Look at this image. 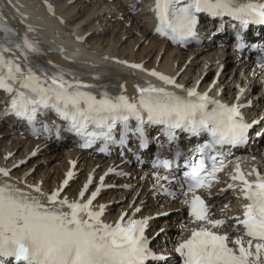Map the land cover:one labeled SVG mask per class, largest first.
Masks as SVG:
<instances>
[{
	"label": "snow or ice",
	"instance_id": "snow-or-ice-1",
	"mask_svg": "<svg viewBox=\"0 0 264 264\" xmlns=\"http://www.w3.org/2000/svg\"><path fill=\"white\" fill-rule=\"evenodd\" d=\"M153 11L157 19L156 33L173 42L197 37L200 13L214 18L231 17L244 29L252 23L264 24V3L258 0H187L185 3L155 0ZM0 32L3 33L0 38V89L11 95L10 111L19 117L31 121L38 112L53 109L69 122L71 130L87 137L88 143L100 138L116 142L114 130L118 124L123 125L119 143L123 144L128 133L134 132L141 146L145 145V123L163 125L171 140H175L177 129L192 135L208 132L211 140L197 149L200 159L188 165L190 171L180 187L186 188L183 195H190L184 202L189 205L190 215L196 222H205L214 228L226 224L223 219L209 218L205 199L196 193L198 189L211 188L217 173L223 169V161L208 156L207 152L216 145L246 142L252 125L241 112L245 105H227L196 88L179 94L151 83L138 85L136 101L123 94L97 91L104 86L85 84L74 72L59 66L45 68L35 62L33 56L42 54L39 42L27 34L20 37L2 17ZM236 38L238 47H243V36L237 33ZM16 50L23 54V60L15 54ZM131 66L143 68L139 64ZM151 75L176 89H184L173 77L155 70H151ZM68 76L72 78H66ZM243 91L241 89V93ZM132 118L137 121L135 128L129 125ZM90 126L92 131H88ZM176 155L179 158L182 153L177 151ZM160 164L167 168L172 161ZM114 171L109 169L110 173ZM0 174L10 177L4 168H0ZM67 177L63 181L65 186L73 172L69 171ZM256 177L249 181L237 165L232 180L239 181V185H228L230 189L239 187L243 198L249 201L244 205L243 218H234L237 226H243L247 241L238 236L233 242L237 247H231L227 233L218 234L207 226L192 229L191 235L175 247L183 264H264V175L257 171ZM167 179L156 174L157 184ZM100 181L101 186L86 200L70 202L67 197L60 198V189L45 195L37 185H29L25 190L0 178V257H13L17 264H148L149 261L160 264L165 257L150 248V240L145 235L152 218L136 219L135 214L141 211L139 207L131 216L122 212L115 223L102 219L106 205L93 209V202L104 187L103 176ZM91 183L90 176L79 192L81 198L85 197Z\"/></svg>",
	"mask_w": 264,
	"mask_h": 264
},
{
	"label": "bare ground",
	"instance_id": "bare-ground-1",
	"mask_svg": "<svg viewBox=\"0 0 264 264\" xmlns=\"http://www.w3.org/2000/svg\"><path fill=\"white\" fill-rule=\"evenodd\" d=\"M148 2L149 0H5L8 13L13 9L18 11V27L21 30L26 29L24 25L26 24L34 32H41L54 38L60 48L65 51L71 50L68 53L70 62L104 69L115 78L118 75H124L123 94L128 95L130 99L138 98V83H142L146 79H149L148 82L153 81L154 76L151 75V70H155L165 76L173 77L177 83L183 84L184 89L182 90L189 86H197L199 90H210V94L218 98L236 100L238 104H248L244 109L246 115L250 119L260 118L256 129L262 131V127L264 128V87L257 70L252 68L247 60L237 56L230 46L215 48L213 44L209 43L205 48L188 51L173 48L160 41L151 33V13ZM78 6L83 8H79L77 11ZM134 9H138L135 16L131 14ZM121 17H124L123 23L118 22V18ZM113 18L117 20L115 24L112 22ZM129 22L132 23V26L128 28L127 23ZM254 30L258 31V29ZM124 37L125 43L122 42ZM141 40L143 43L147 42V45L145 44L140 50L135 51V45L142 42ZM57 60L63 62L61 61L63 58H57ZM124 61L137 63L143 68L130 67L124 64ZM219 63L221 70L216 77ZM50 66L53 68V65ZM215 79L217 81L213 84ZM112 80L116 82L117 79ZM241 89L244 90L243 93H241ZM18 126L16 124L9 128L5 122H0V134L4 135L0 140V168L7 169L10 174V177H2L0 174V178L8 179L10 183L25 190H28L29 185H37L43 193L49 194L57 189L61 190L70 163L75 160L78 161L76 170L79 171L77 178L80 181H73L66 188L67 191L61 190V199L64 197L77 198L90 174L99 178L109 169H115V165H119L117 167L123 170L133 171L134 169L133 166L123 161H93L84 153L76 150L70 141L47 144L43 140L17 135ZM262 144H264V131L251 152L252 155H264V145L261 149L259 147ZM19 150H21L20 153L16 155ZM33 152L50 155L49 158L57 160L53 166L55 175H50L51 169H46L39 173L37 179L30 175L26 176L27 171L29 172L39 160H33L34 162L30 166L24 168L22 174L18 171L19 168L11 171L14 164L21 163L22 167L29 162L25 160ZM11 153L13 154L10 157ZM85 169L87 171H83ZM142 173L145 175L146 171ZM41 180H43L42 185ZM115 180L117 178L110 175L106 183L113 184L116 182ZM134 181L130 180L129 182L137 185L135 188H131L128 183L122 185L121 183L124 182H116L114 184L116 187L103 192L100 198L95 201L94 206L99 207L101 204L104 205L116 199V203L107 206L104 215V217H112L125 209L131 211L138 204L143 205L140 215H157L150 222V234L154 238L155 245L170 256L172 255L170 243H172V238L179 233V221H177L179 217L167 216L166 210L178 209L181 204L175 201L169 203L165 197L155 194L156 188L150 187L153 182L147 175L143 176L141 182L136 179ZM50 186H52L51 190ZM123 186L127 189H123L125 188ZM228 199L236 201V196L234 193H225L219 198L221 202ZM219 206L221 208L222 205Z\"/></svg>",
	"mask_w": 264,
	"mask_h": 264
},
{
	"label": "rangeland",
	"instance_id": "rangeland-1",
	"mask_svg": "<svg viewBox=\"0 0 264 264\" xmlns=\"http://www.w3.org/2000/svg\"><path fill=\"white\" fill-rule=\"evenodd\" d=\"M93 3V2H92ZM90 5H92V4H90ZM79 8H83V7H81V6H78V8H77V11H79ZM138 10V9H137ZM137 10H135V11H132L131 12V14L132 15H136L137 14ZM112 20V19H111ZM125 20H124V17H121L120 19L118 18V22H124ZM112 22H113V24H115L116 22H117V20H115L114 18H113V20H112ZM129 24V25H128ZM127 26H128V28L129 27H131L132 26V23H127ZM103 28V27H102ZM102 28H101V30H102ZM107 28V27H106ZM102 33H103V31H102ZM104 34V33H103ZM106 34H104V36H105ZM105 38H107V36H105ZM126 38H127V36H126ZM125 41V37H124V39L122 40V42H124ZM142 42H139V43H137L136 45H135V51H138V50H140L145 44L147 45V42H144L143 43V40H141ZM121 42V43H122ZM125 43V42H124ZM141 43H143V44H141ZM139 44V45H138ZM138 47V48H137ZM17 135H19V133L17 134ZM2 139V137H1V135H0V140ZM22 150V149H21ZM21 150H19V152H17L16 153V155L17 154H19L20 153V151ZM14 153V152H13ZM45 156V157H44ZM48 156H50V155H43V154H40V153H38L36 156H34V157H32V158H30L28 161L29 162H27L26 164H24L22 167H21V164L20 165H15V166H13L14 168H13V170H16V168H19L18 169V171L20 172V174H22V171L24 170V168H26V167H28V166H30L34 161H36V160H39L31 169H30V171L28 172L27 171V174H26V176H33V177H35L36 179L39 177V173H41V171L42 170H50V175L52 174V175H55V167H53L54 165H55V161H57V160H55L54 158H49ZM11 157V156H10ZM41 158V159H40ZM34 160V161H33ZM39 164V165H38ZM58 164V163H57ZM52 167V168H51ZM22 168V169H21ZM40 169V170H39ZM82 173H84L83 171H82ZM49 175V176H50ZM78 181H80V180H78ZM43 182V180H41V183ZM49 189L51 190L52 189V186H50L49 187ZM64 191H67V189H65ZM173 214V213H172Z\"/></svg>",
	"mask_w": 264,
	"mask_h": 264
}]
</instances>
